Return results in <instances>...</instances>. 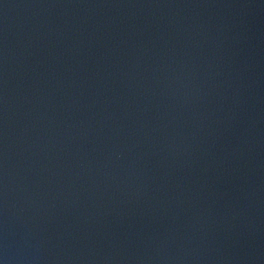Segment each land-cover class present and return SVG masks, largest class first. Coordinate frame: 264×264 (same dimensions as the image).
<instances>
[{"label": "water", "instance_id": "obj_1", "mask_svg": "<svg viewBox=\"0 0 264 264\" xmlns=\"http://www.w3.org/2000/svg\"><path fill=\"white\" fill-rule=\"evenodd\" d=\"M0 264H264V0H0Z\"/></svg>", "mask_w": 264, "mask_h": 264}]
</instances>
